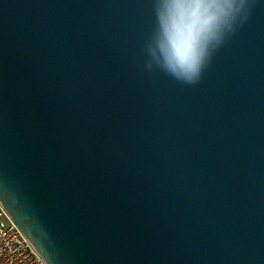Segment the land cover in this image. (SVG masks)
I'll list each match as a JSON object with an SVG mask.
<instances>
[{"label": "water", "instance_id": "obj_1", "mask_svg": "<svg viewBox=\"0 0 264 264\" xmlns=\"http://www.w3.org/2000/svg\"><path fill=\"white\" fill-rule=\"evenodd\" d=\"M189 86L146 72L153 0H0V202L47 264H264V0Z\"/></svg>", "mask_w": 264, "mask_h": 264}, {"label": "clouds", "instance_id": "obj_2", "mask_svg": "<svg viewBox=\"0 0 264 264\" xmlns=\"http://www.w3.org/2000/svg\"><path fill=\"white\" fill-rule=\"evenodd\" d=\"M249 11V0H153L155 23L142 49L144 70L196 85Z\"/></svg>", "mask_w": 264, "mask_h": 264}, {"label": "built area", "instance_id": "obj_3", "mask_svg": "<svg viewBox=\"0 0 264 264\" xmlns=\"http://www.w3.org/2000/svg\"><path fill=\"white\" fill-rule=\"evenodd\" d=\"M0 264H47L1 202Z\"/></svg>", "mask_w": 264, "mask_h": 264}]
</instances>
